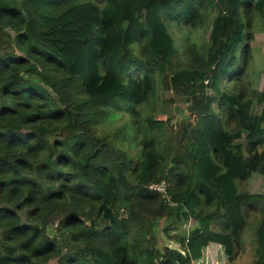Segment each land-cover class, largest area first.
<instances>
[{
    "label": "trees",
    "instance_id": "trees-1",
    "mask_svg": "<svg viewBox=\"0 0 264 264\" xmlns=\"http://www.w3.org/2000/svg\"><path fill=\"white\" fill-rule=\"evenodd\" d=\"M210 15L197 63L163 76L187 118L145 117L134 159L118 141L135 132L97 128L154 95L168 22ZM253 15L264 26V0H0V264H192L211 243L230 258L246 211L264 264V192L237 186L264 176V89L243 81ZM162 180L166 195L149 189ZM159 219L195 226L165 227L179 248H160Z\"/></svg>",
    "mask_w": 264,
    "mask_h": 264
},
{
    "label": "rangeland",
    "instance_id": "rangeland-1",
    "mask_svg": "<svg viewBox=\"0 0 264 264\" xmlns=\"http://www.w3.org/2000/svg\"><path fill=\"white\" fill-rule=\"evenodd\" d=\"M211 15L205 18L204 22L196 28H191L187 24L176 25L168 22L169 31L172 33L176 53L173 56L171 63L164 69L163 72L155 73V92L150 100L140 107L136 108L138 115L131 117L127 112H122L117 116L107 121L103 126L97 128L98 133H111L115 129L122 128L123 130H132L135 132L136 140L129 142L118 141V144L124 149L129 151V155L136 158L138 150L141 145L138 140L142 137L144 131L145 117L154 119L169 118L173 125L179 121L187 118V105L182 96L175 94L173 91H168L163 85V76L170 74L172 70L185 68L190 65L196 64L197 59L193 56L199 52L202 45L208 41L210 34ZM253 24V39L251 41V55L247 59V75L243 79L245 82L250 83L252 89L260 91L264 89V26L256 15L252 18ZM253 100L254 95H253ZM255 103V102H254ZM253 111L259 112L260 107L254 104ZM228 126L230 120L226 119ZM122 133V131L120 132ZM239 191H247L250 193L264 192V176L258 172H254L251 176L243 181H237ZM261 213L259 211H246V227L238 244L235 245L233 255L229 258L224 252V248L218 244H209L203 249L202 257L192 264H226L229 260L233 264H252L256 259V242L255 230ZM168 226L169 234L176 235L183 233L195 226L193 220H189L180 226H175L164 219H159L155 227V235L158 240V246L162 248L164 245L179 248L178 244L169 240L166 237L163 229ZM219 229V226H215ZM47 231L53 233V226L49 225ZM48 264H54L50 261Z\"/></svg>",
    "mask_w": 264,
    "mask_h": 264
},
{
    "label": "built area",
    "instance_id": "built-area-1",
    "mask_svg": "<svg viewBox=\"0 0 264 264\" xmlns=\"http://www.w3.org/2000/svg\"><path fill=\"white\" fill-rule=\"evenodd\" d=\"M149 189L157 191L161 194L166 195V183L164 180L149 184Z\"/></svg>",
    "mask_w": 264,
    "mask_h": 264
}]
</instances>
